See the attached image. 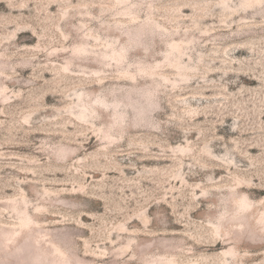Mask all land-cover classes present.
Segmentation results:
<instances>
[{
  "label": "rangeland",
  "instance_id": "1",
  "mask_svg": "<svg viewBox=\"0 0 264 264\" xmlns=\"http://www.w3.org/2000/svg\"><path fill=\"white\" fill-rule=\"evenodd\" d=\"M0 264H264V0H0Z\"/></svg>",
  "mask_w": 264,
  "mask_h": 264
}]
</instances>
